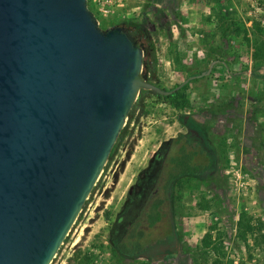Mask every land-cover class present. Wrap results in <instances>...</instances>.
I'll return each mask as SVG.
<instances>
[{
    "label": "rangeland",
    "instance_id": "obj_1",
    "mask_svg": "<svg viewBox=\"0 0 264 264\" xmlns=\"http://www.w3.org/2000/svg\"><path fill=\"white\" fill-rule=\"evenodd\" d=\"M87 8L101 30L124 26L151 37V82L170 90L198 75L182 99L144 89V115L126 119L50 264H264V0H87ZM186 122L216 152L215 169L172 184L171 225L142 226L153 255L122 257L114 251L118 219L131 197L140 204L149 193L165 144ZM172 233L176 244L157 249Z\"/></svg>",
    "mask_w": 264,
    "mask_h": 264
},
{
    "label": "water",
    "instance_id": "obj_2",
    "mask_svg": "<svg viewBox=\"0 0 264 264\" xmlns=\"http://www.w3.org/2000/svg\"><path fill=\"white\" fill-rule=\"evenodd\" d=\"M144 53L87 0H0V264H50L140 90L181 87L149 81Z\"/></svg>",
    "mask_w": 264,
    "mask_h": 264
},
{
    "label": "trees",
    "instance_id": "obj_3",
    "mask_svg": "<svg viewBox=\"0 0 264 264\" xmlns=\"http://www.w3.org/2000/svg\"><path fill=\"white\" fill-rule=\"evenodd\" d=\"M139 41L145 51L143 58V74L151 81L157 77L155 45L151 37L144 32H142ZM193 76H189L188 81L181 82L182 85L179 89L163 96L172 100L176 99L178 96H180L181 99L184 98L185 95L182 90ZM147 91L157 97L162 96L151 90ZM145 92L144 89L140 90L136 102L128 113L127 120L129 122L133 119H138L140 115H144L142 109L144 106L143 96ZM178 106H185V104L179 103ZM136 111H139L140 115L135 116ZM187 122V130L185 132H179L165 144L158 162L156 175L153 179L150 191L147 193V205L143 217L141 218L142 221L139 220L134 222L125 238L115 243V252L131 258L137 257L143 253H148L152 246L143 244L142 239L144 237V231L141 226L143 225L147 228H151L163 223L171 225L170 193L172 184L177 179L185 176L204 177L215 169L217 163L216 152L207 144L201 129ZM124 132L125 128L123 127L110 152L108 160L112 157L116 146L123 138ZM86 203L87 201L85 204ZM171 238L173 239L172 242L176 244L174 233L171 234Z\"/></svg>",
    "mask_w": 264,
    "mask_h": 264
},
{
    "label": "flooded vegetation",
    "instance_id": "obj_4",
    "mask_svg": "<svg viewBox=\"0 0 264 264\" xmlns=\"http://www.w3.org/2000/svg\"><path fill=\"white\" fill-rule=\"evenodd\" d=\"M123 27L124 32L130 34L135 40H137L140 44L139 39H141V35H142V30L140 29H129L127 27ZM133 192L132 191L129 193V195H131ZM130 202L128 204V206L126 207L124 213L121 215L120 219H118V223L119 225L122 224V229H121V237L118 240H122L125 238V236L129 233L130 228L132 227V224L136 221L141 220L142 221V217L143 214L145 212V208L147 205V194L145 195V197L142 199V202L139 204L138 201L136 199H133L132 197L130 198ZM143 226V225H142ZM141 226V228H142ZM116 240L115 243L118 241ZM172 238L169 237L165 242L158 244V248L160 249V251L165 250V249H170L171 247H173L175 245L174 242H172ZM118 253V252H117ZM120 256L127 258V256L122 255L121 253ZM153 255L152 253H150V251L148 253H143L140 254L139 256H150ZM137 256V257H139ZM131 258V257H128Z\"/></svg>",
    "mask_w": 264,
    "mask_h": 264
}]
</instances>
